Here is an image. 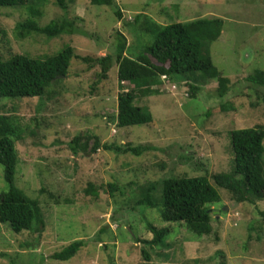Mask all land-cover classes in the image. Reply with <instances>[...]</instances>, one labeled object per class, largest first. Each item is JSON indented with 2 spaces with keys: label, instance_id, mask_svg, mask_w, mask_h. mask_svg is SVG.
Returning a JSON list of instances; mask_svg holds the SVG:
<instances>
[{
  "label": "rangeland",
  "instance_id": "1",
  "mask_svg": "<svg viewBox=\"0 0 264 264\" xmlns=\"http://www.w3.org/2000/svg\"><path fill=\"white\" fill-rule=\"evenodd\" d=\"M115 1L120 17L110 7L91 5L89 0H67L66 10L46 0L39 25L63 18L75 23L73 35L54 38H16L15 25L27 19L28 7H1L0 55L7 58L26 53L38 57L55 54L65 46L81 56L105 55L109 50L115 52L117 32L126 38L127 49L135 38L132 51L139 55L149 37L129 24L137 14L161 24L167 21L164 15H179L180 22L200 16L219 17L223 20L221 35L210 45L209 54L222 76L230 80L229 91L219 98L213 91L217 86L214 81L192 99L165 90L156 95L141 94L134 105L148 108L152 122L118 128L105 123L101 110L105 106L110 115L115 111L116 65L109 69L107 81L99 80L93 89L94 70L84 75L82 63L74 59L69 71L77 69L78 73L65 78L64 90L57 87L61 99L50 101L46 107L35 109L36 98H0V113L13 112L22 129H27L24 139L16 143L19 161L14 185L39 201L45 219L41 233H13L1 224L0 253L4 256H0V264H110L111 255L114 264H264V230L259 239H255L256 231L247 232L258 222L264 201L224 211L233 206L231 197L210 181L220 201L210 206L212 232L201 237L186 232L182 224L163 222L156 208L139 207L137 211L133 204L139 189L148 183H156L152 195L159 203L160 182L165 178L230 173L228 132L264 125V86L246 80L253 71H264V0ZM174 4L178 10L163 12ZM220 104L232 109L221 111ZM82 110L90 111V121L82 119ZM80 133H94L101 143L149 145L153 149L139 156L92 152L90 142L83 157L74 156L67 144ZM113 182L119 190L108 188ZM88 183L98 187L96 198L84 193ZM7 189L0 166V194ZM145 220L169 229L167 247L156 251L134 242V234L140 240L152 238ZM74 240L85 242L74 257L62 262L51 259L54 252ZM142 248L149 253L148 260Z\"/></svg>",
  "mask_w": 264,
  "mask_h": 264
},
{
  "label": "trees",
  "instance_id": "2",
  "mask_svg": "<svg viewBox=\"0 0 264 264\" xmlns=\"http://www.w3.org/2000/svg\"><path fill=\"white\" fill-rule=\"evenodd\" d=\"M66 1L53 0L54 5L62 10H66ZM45 2L46 0H0V8L28 7L27 19L15 25L16 38L25 39L30 35L54 38L61 35L71 36L76 32L74 21L67 18L52 20L44 26L39 25V18L42 16L41 8ZM89 2L91 5L108 6L117 17L121 16V9L115 0H89ZM170 9L176 11L179 6L169 5L162 10L165 12ZM164 16L167 19L165 24L158 23L144 14H137L132 23L129 22L136 27V30H142L150 40L139 55L132 51L134 42L136 43L135 38L133 37L132 45L127 49L126 38L120 32H117L115 52L109 50L110 52L105 55L94 57L77 55L70 46H65L55 54L38 57H32L26 53H14L7 58L0 55V98H36L38 105L35 109L46 107L50 101L61 99L58 88L64 90L62 82L78 71L77 69L73 70V73L69 71L70 63L74 59L82 63L84 75L94 70L92 72L94 80L91 84L93 89L99 80L107 81L109 69L116 65L118 93L115 91V111L110 115L105 106L101 110L104 111L102 119L105 123L107 125L111 123L118 128L152 122L153 117L148 108L134 105V101L141 94L150 96L165 90L172 95L192 99L208 83L216 81L217 86L213 91L219 98L224 97L229 91L230 80L222 76L209 54L210 45L221 35L223 20L219 17L200 16L187 22H180L179 15ZM96 67L98 70H95ZM246 80L252 84L264 86V71L255 70L246 77ZM180 86L183 87L182 90L179 89ZM89 92L97 95L94 91ZM257 98H259L258 94ZM220 109L226 111V109H232V106L220 104ZM89 118L91 119L90 111L88 113L82 110V119L90 121ZM26 133L27 129H22L17 115L13 112L0 113V166L3 180L8 186L7 191L0 194V225H6L13 233L22 231L41 233L45 226V219L39 201L14 185L16 165L19 161L16 143L22 141ZM228 133L232 154L230 173L214 172L210 177L202 175L165 178L160 182L159 203L152 195L156 183H148L139 189V197L133 203L137 206V211L139 207L156 208L158 217L163 222L182 224L186 232L201 237L212 232L213 209L210 206L220 201V195L213 185L229 194L232 204L236 203L239 207L244 203L254 204L264 201V162L262 160L264 125L230 130ZM90 142L91 146L88 148L92 152L102 150L139 156L153 149L149 145L101 143L94 133H80L74 136L67 146L72 155L82 156ZM107 186L110 190L120 189L114 182ZM97 189L96 185L88 183L84 193L96 198ZM49 197L54 196L49 194ZM249 219L253 222L252 218ZM145 229L152 238L140 240L134 234L131 238L135 243H142L156 251L168 246L166 244L168 228H158L145 220ZM250 230L256 231L255 239H259V233L264 230V211L259 213L258 222L253 223L247 232ZM130 231L132 232L131 228ZM84 244L83 240H74L60 251L54 252L51 259L59 262L67 261L74 257ZM141 253L146 260L149 259V253L145 249L142 248ZM0 256L4 254L0 253ZM112 260L111 255L110 264H114Z\"/></svg>",
  "mask_w": 264,
  "mask_h": 264
},
{
  "label": "water",
  "instance_id": "3",
  "mask_svg": "<svg viewBox=\"0 0 264 264\" xmlns=\"http://www.w3.org/2000/svg\"><path fill=\"white\" fill-rule=\"evenodd\" d=\"M235 205H237V204L234 203L233 206H228L227 208H224V211H226L227 209H232Z\"/></svg>",
  "mask_w": 264,
  "mask_h": 264
},
{
  "label": "clouds",
  "instance_id": "4",
  "mask_svg": "<svg viewBox=\"0 0 264 264\" xmlns=\"http://www.w3.org/2000/svg\"><path fill=\"white\" fill-rule=\"evenodd\" d=\"M111 133H112V130H111ZM113 133H114V131H113ZM113 133H112V134H113ZM194 177H195V176H194Z\"/></svg>",
  "mask_w": 264,
  "mask_h": 264
},
{
  "label": "built area",
  "instance_id": "5",
  "mask_svg": "<svg viewBox=\"0 0 264 264\" xmlns=\"http://www.w3.org/2000/svg\"><path fill=\"white\" fill-rule=\"evenodd\" d=\"M172 90H173V88H172Z\"/></svg>",
  "mask_w": 264,
  "mask_h": 264
}]
</instances>
